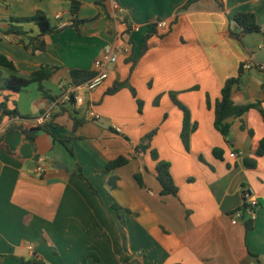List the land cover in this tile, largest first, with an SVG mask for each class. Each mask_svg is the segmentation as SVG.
Returning <instances> with one entry per match:
<instances>
[{
	"label": "crops",
	"instance_id": "crops-1",
	"mask_svg": "<svg viewBox=\"0 0 264 264\" xmlns=\"http://www.w3.org/2000/svg\"><path fill=\"white\" fill-rule=\"evenodd\" d=\"M78 1L80 34L70 26L67 0H0V55L15 66V71L0 67L2 78L31 79L44 65L56 67L42 83L52 98H61L71 85L70 70L93 71L106 45L126 40L130 49L107 66V78L83 95L80 106H52L36 84L18 93L0 90V105L22 121L52 107L51 131L59 140L72 138V153L46 133L31 140L17 128L26 122L0 112V264H22L19 258L33 256L46 264H264V156L252 154L264 139V118L255 109L230 118L225 139L214 127L213 109L225 81L248 63L231 98L236 105L259 101L264 110V0ZM37 13L51 27L57 26L56 15L69 26L41 36L34 23L21 25L26 45L30 38L44 43L43 51L32 52L5 30L11 19ZM238 13L253 14L262 34H241L233 21ZM123 17L130 25L124 38ZM161 21L166 29L155 30L136 60L143 38ZM130 55L134 63L127 61ZM125 80L135 97L127 88L105 95L114 82ZM170 95L195 127L188 151L180 140L183 114ZM73 117L84 118L75 132ZM154 129L150 150L170 164L175 196L160 195L149 151L133 157ZM232 152L237 156L230 158ZM40 156L48 158L42 175L34 171ZM120 156L128 164L108 172L107 163ZM244 160H254L255 167L247 168ZM245 192L258 203L250 230L232 220ZM115 203L128 212L117 215Z\"/></svg>",
	"mask_w": 264,
	"mask_h": 264
},
{
	"label": "trees",
	"instance_id": "trees-1",
	"mask_svg": "<svg viewBox=\"0 0 264 264\" xmlns=\"http://www.w3.org/2000/svg\"><path fill=\"white\" fill-rule=\"evenodd\" d=\"M67 1L70 4V13L73 16L72 24L70 26L74 28L78 34H80L81 31H80L79 26L84 23V21L77 19L80 2L78 0H67ZM121 20H122L121 23L125 27V31L121 35V37L124 38L130 32V25L126 17H123ZM233 21L241 29V34H262L261 29L258 26L253 14L238 13L233 16ZM29 23H34L37 26L41 36L52 34L54 32L59 31V29H57L56 27L50 26L48 20L45 18L43 14L37 13L33 17H29V18L11 19V24L9 25L8 29L5 30V33L15 34L17 36H20V43L23 44L25 47L26 46L30 47L32 52L43 51L44 43L41 41H38L37 39L30 38V41L28 42L27 45L24 43L23 36L25 34L22 31L21 25L29 24ZM155 30H156V25L153 26L152 33L143 38V42L138 49V55H137L136 60L142 54H144V52L147 50L148 48L147 41L152 36V34H155ZM231 35L237 40L240 39V35H235L232 33ZM127 61L129 62L131 61L132 63H134L135 59L133 60L132 56L130 55ZM0 67L7 68L8 70H11V71H15V66L13 62L4 55H0ZM242 69H243V65L241 66L239 76L242 73ZM55 70H56V67L44 65L33 74L31 79H23L15 75H11L9 78L3 79L2 72L0 71V90H8L13 93H18L22 91L24 88H26L27 86L31 84H36L38 91L42 94L44 98L52 102L56 101L60 97L59 98L50 97V95L45 91L43 84H42L44 81L48 80L52 76ZM131 70H132V67H131ZM94 75L95 73L93 71L72 69L69 71V80H70L71 85L79 86L91 80L94 77ZM239 76L229 78L225 81L220 91V98L216 101L214 108H213L214 109V127L221 134V136L224 137L225 139L228 138L229 132H230V123L228 122L230 118L241 117L244 113H246L247 111L251 109L257 110L261 114L262 118H264V110H262L260 107L261 102L256 101L254 103H248L245 105H236L233 102L231 96H232V92L234 88L237 87L240 83ZM123 88L129 89L132 96L135 97L134 90L130 87V85L128 84L126 80L122 82H119V81L114 82L113 85L106 90L105 95H114ZM262 91H264V86H262ZM170 98L173 101V103L182 111L183 120H182L181 132H180V140L185 150L188 151L190 135L193 132L195 127L191 125L190 123V115H189L188 110L184 108L180 103L177 102L174 95H170ZM72 102L73 100H71V103ZM136 103L138 107V113H141L142 102L136 99ZM154 104H157V102H155ZM207 105L209 106V104ZM0 110H1L0 112H2V115L13 116V117L19 118V116L17 115V112L15 110H12V111L8 110L5 103H2L0 105ZM55 117H56L55 112H52L51 121L47 124H44L42 126H37V127L19 126L17 128L23 131L26 134V136L31 140H33L38 133H41V132L46 133L51 136L54 142L61 144L62 146L66 148V150L69 153H72V150L69 146L72 141V138L59 140L56 138L54 133L51 131L55 128V124L53 123V120ZM72 120H73L72 130L73 132H75L78 129V127H80L84 123V118L78 119L76 117H73ZM14 129L15 127L9 128L6 131L5 135L11 133ZM156 132L157 130L154 129L142 138L140 143L134 148L133 157L138 156L140 154H145L147 151H149V155L151 159L156 162L155 171H156V179L159 182L160 187H161L160 195L161 196H167V195L175 196L177 194V187L175 186L173 179L171 177V174H170V164L166 161L159 160L156 150L154 149L150 150V142L153 136L156 134ZM249 134L252 136V133L250 131H249ZM252 154L254 158H259L261 156H264V139L259 141L256 151H254ZM213 155L216 158L221 159V151L219 149H214ZM128 162H129V159L126 157H123V156L117 157L116 159L111 160L107 163L106 170L108 172L113 171L117 168L125 166L126 164H128ZM244 165L247 168H254L255 161L254 160L252 161L244 160ZM78 176L81 179H83L87 183V185H89L86 179L82 176V174H78ZM134 179L139 186L142 185V180L139 174L134 175ZM113 180L114 178H111L109 180V185L111 186V188L114 187V185L112 184ZM89 188L92 191H94L91 186H89ZM112 208H113V211L117 215L121 211L124 213L128 212L127 210L122 209L116 203L113 204ZM242 221L245 223L247 230H250L252 228L251 220H248V219L245 220L243 217ZM18 260L22 264H46L44 261L37 259L35 256H33L32 258L28 260H24L22 258H19Z\"/></svg>",
	"mask_w": 264,
	"mask_h": 264
},
{
	"label": "built area",
	"instance_id": "built-area-1",
	"mask_svg": "<svg viewBox=\"0 0 264 264\" xmlns=\"http://www.w3.org/2000/svg\"><path fill=\"white\" fill-rule=\"evenodd\" d=\"M122 10L116 7V13L119 15L122 14ZM54 19L57 21V29H64L65 27L69 26L68 21H62L60 15H56ZM167 27V22L161 21L156 23V29L157 30H165ZM131 30H137L136 27L131 28ZM129 54L130 49L128 45V41L124 40L121 44H115V45H106L103 48V51L101 53V56L97 58L93 62V72L95 73L94 77L83 83L79 86H73L69 85L66 89V91L63 93L62 97L56 101L52 102V106L55 105H62L66 103H71V100H73V104L80 106L83 104V94L87 92H91L95 90L101 83L107 78V66L111 64H115L117 62V55L118 54ZM251 66L247 63L243 65L244 70L250 69ZM264 68V67H262ZM52 107L46 109L42 114L37 116L34 119H24L22 121L18 117H13L14 121L19 122H26L25 127H29V124H32L34 127L42 126L44 124H47L51 121V114H52ZM89 116L91 119L95 118V114L92 112H89ZM21 122V124H23ZM30 126V127H33ZM230 158H234L237 156L235 152L230 153ZM48 158L45 156H40L37 160V163L35 165L34 171L38 175H42L46 171V162ZM248 199V200H247ZM258 203L257 200L254 198H251V195L249 192H245L244 194V201L242 203V206L240 209L235 211V213L232 215L233 221L243 220V217L245 220H253L255 215V209L257 208Z\"/></svg>",
	"mask_w": 264,
	"mask_h": 264
},
{
	"label": "rangeland",
	"instance_id": "rangeland-1",
	"mask_svg": "<svg viewBox=\"0 0 264 264\" xmlns=\"http://www.w3.org/2000/svg\"><path fill=\"white\" fill-rule=\"evenodd\" d=\"M109 66H110V65H109ZM83 95H85V93H84Z\"/></svg>",
	"mask_w": 264,
	"mask_h": 264
}]
</instances>
